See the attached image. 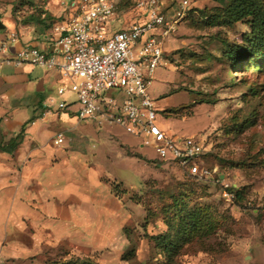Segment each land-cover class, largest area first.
<instances>
[{
  "label": "rangeland",
  "instance_id": "1",
  "mask_svg": "<svg viewBox=\"0 0 264 264\" xmlns=\"http://www.w3.org/2000/svg\"><path fill=\"white\" fill-rule=\"evenodd\" d=\"M111 1L120 10L118 25L143 17L137 0ZM180 1L163 0L162 8L170 13ZM73 2L84 0H0V20L13 28L45 14L41 25L48 29L74 13ZM225 6L221 0H189L165 43L166 65L155 68L148 88L155 124L169 135L200 140L201 164L215 169L212 177L200 180L175 161L161 160L152 145L141 146V137L118 125L97 129L81 121L84 138L73 147L90 155L101 174L122 181L115 189L130 215L123 241L103 250L61 244L31 251L35 255L0 256V264H47L68 256L97 264H264V62L243 55L235 65L227 56L229 48L247 46L252 34L247 21L228 26L216 18H223ZM125 150L140 157L125 158ZM179 208L200 209L204 219L196 235L166 254L154 236Z\"/></svg>",
  "mask_w": 264,
  "mask_h": 264
},
{
  "label": "crops",
  "instance_id": "2",
  "mask_svg": "<svg viewBox=\"0 0 264 264\" xmlns=\"http://www.w3.org/2000/svg\"><path fill=\"white\" fill-rule=\"evenodd\" d=\"M115 20L109 22L112 31L132 22L118 25ZM12 32L18 33V41L9 47L7 57L22 46L51 51L50 28L6 24L0 40ZM63 83L57 70L0 62V141L22 134L13 150L0 151L2 257L35 255L31 251L59 249L61 244L103 250L123 241L122 228L130 215L115 189L122 181L101 174L90 155L73 147L85 132L74 95L57 93ZM62 100L65 109L54 106ZM59 132L64 135L61 145L54 142ZM128 152L134 153L125 150V158L134 157Z\"/></svg>",
  "mask_w": 264,
  "mask_h": 264
},
{
  "label": "built area",
  "instance_id": "3",
  "mask_svg": "<svg viewBox=\"0 0 264 264\" xmlns=\"http://www.w3.org/2000/svg\"><path fill=\"white\" fill-rule=\"evenodd\" d=\"M162 2L137 0L143 17L113 31L109 22L120 11L114 2H73L74 13L53 23L51 51L22 46L13 57H7L9 47L18 41V33L12 32L0 40V62L57 70L66 82L57 93L74 95L80 121H91L96 127L118 125L141 137V146L152 145L161 160L175 161L189 175L207 179L215 169L201 164L205 153L201 141L194 136L169 135L155 124L156 111L148 88L155 68L166 65L165 43L189 9V0H181L168 13ZM66 105L62 100L57 108L65 109ZM63 140V133H57L54 142L61 144Z\"/></svg>",
  "mask_w": 264,
  "mask_h": 264
},
{
  "label": "trees",
  "instance_id": "4",
  "mask_svg": "<svg viewBox=\"0 0 264 264\" xmlns=\"http://www.w3.org/2000/svg\"><path fill=\"white\" fill-rule=\"evenodd\" d=\"M225 3V7L220 11L223 18L220 15H216V18L221 19L222 23L230 26L240 21H247L251 26L252 38L249 40L247 46L241 48H229L227 56L230 59H235V65L240 64L243 55L251 56V60H260L259 64L264 62V0H221ZM45 17V18H44ZM41 18V16H29L24 18L23 24H42L47 16ZM49 17V16H48ZM1 18V17H0ZM48 29H52L53 23ZM43 26V25H42ZM21 132L11 138L8 142L0 141V151H11L18 144L21 139ZM132 156H139L136 153H129ZM196 177V176H194ZM197 178V177H196ZM203 180V179H200ZM240 193H236L235 203L240 205L241 197ZM176 201V199L174 200ZM176 204V203H175ZM204 214L201 210H190L186 212V208H179L177 214L172 220H166V230L154 236V240L162 250L163 253L173 254L179 249L181 243L188 239L191 235H196L198 230L201 229L202 220ZM47 264H97L96 262L88 259L72 258L68 256L64 260H56Z\"/></svg>",
  "mask_w": 264,
  "mask_h": 264
},
{
  "label": "water",
  "instance_id": "5",
  "mask_svg": "<svg viewBox=\"0 0 264 264\" xmlns=\"http://www.w3.org/2000/svg\"><path fill=\"white\" fill-rule=\"evenodd\" d=\"M3 27H4V24L0 20V29H3Z\"/></svg>",
  "mask_w": 264,
  "mask_h": 264
}]
</instances>
